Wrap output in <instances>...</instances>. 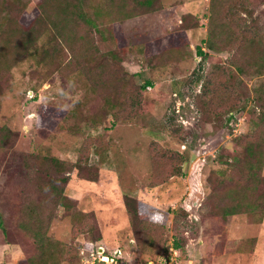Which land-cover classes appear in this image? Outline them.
<instances>
[{
  "label": "rangeland",
  "instance_id": "374dc122",
  "mask_svg": "<svg viewBox=\"0 0 264 264\" xmlns=\"http://www.w3.org/2000/svg\"><path fill=\"white\" fill-rule=\"evenodd\" d=\"M146 1L0 0V264H264V0Z\"/></svg>",
  "mask_w": 264,
  "mask_h": 264
},
{
  "label": "built area",
  "instance_id": "2783aa9c",
  "mask_svg": "<svg viewBox=\"0 0 264 264\" xmlns=\"http://www.w3.org/2000/svg\"><path fill=\"white\" fill-rule=\"evenodd\" d=\"M94 254L95 253L92 252L91 257H94L95 256ZM97 254H98V255H96L97 257H95V258H98L100 261H102L104 263L106 262V264L107 263L108 264H116L117 263L116 255H114V254H109L105 250H100V249L97 250Z\"/></svg>",
  "mask_w": 264,
  "mask_h": 264
},
{
  "label": "crops",
  "instance_id": "0c3cea01",
  "mask_svg": "<svg viewBox=\"0 0 264 264\" xmlns=\"http://www.w3.org/2000/svg\"><path fill=\"white\" fill-rule=\"evenodd\" d=\"M18 248V249H17ZM9 249V255L10 256H19L21 255V248L17 244L12 243H4V247H1L0 254L7 253V250Z\"/></svg>",
  "mask_w": 264,
  "mask_h": 264
},
{
  "label": "trees",
  "instance_id": "16d2710c",
  "mask_svg": "<svg viewBox=\"0 0 264 264\" xmlns=\"http://www.w3.org/2000/svg\"><path fill=\"white\" fill-rule=\"evenodd\" d=\"M146 2H147L148 5H152V4H153V1H152V0H147ZM209 47L212 48L211 45H210ZM199 52H200L201 54H204L203 51H202V49H199ZM144 86H146V85H144ZM127 204L130 206V203H129V202H128ZM7 243H10V242L8 241ZM176 245L178 246V244H176ZM106 252H107V251H106ZM107 253H109V254H113V253H111V252H107ZM101 263L106 264V263H104V262H102V261H101Z\"/></svg>",
  "mask_w": 264,
  "mask_h": 264
}]
</instances>
